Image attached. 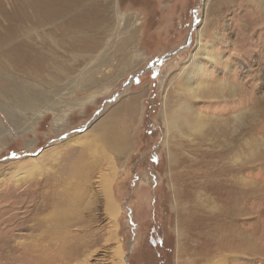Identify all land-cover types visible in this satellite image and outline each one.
<instances>
[{
    "label": "rangeland",
    "instance_id": "obj_1",
    "mask_svg": "<svg viewBox=\"0 0 264 264\" xmlns=\"http://www.w3.org/2000/svg\"><path fill=\"white\" fill-rule=\"evenodd\" d=\"M259 4L264 0H107L105 10L87 14L91 26L76 33V53L57 44L63 69L74 71L61 90H46L45 114L18 100L28 81L35 83L31 78L0 73L7 90L0 92V264H264ZM25 27L39 36L50 28ZM84 33L99 45L79 56ZM201 46L218 63L209 65ZM194 57L207 63L194 81L198 89L221 96L179 92V76ZM230 90L237 94L227 99ZM130 97L137 98L135 117L126 124L125 112L112 111ZM111 114L128 131L121 155L95 136L97 123ZM235 135L234 169L194 153L198 141L206 149ZM80 149L88 161L103 156L105 163L88 178L65 181L69 207L81 213L68 226L74 236L44 237L38 221L60 209L58 181ZM105 177L112 208L104 200ZM184 207L191 217L182 221Z\"/></svg>",
    "mask_w": 264,
    "mask_h": 264
},
{
    "label": "bare ground",
    "instance_id": "obj_2",
    "mask_svg": "<svg viewBox=\"0 0 264 264\" xmlns=\"http://www.w3.org/2000/svg\"><path fill=\"white\" fill-rule=\"evenodd\" d=\"M106 1L107 0H0V73L4 75L10 74L9 76H13V74H21L25 76L23 78H31L35 82L30 83L28 81V85L22 89L24 93L19 95L18 98V100L21 101L20 105H24L33 112L45 114V109L42 110L41 108H43L46 103L44 97L47 93L46 90L52 88L50 92L54 93L61 90L63 86V84H61L62 81L67 78L69 72L74 71L73 69H63L62 56H60L59 52L56 50V48L59 47L57 44L60 45L61 50L66 46L69 50L73 51L76 47L75 36L76 33H78L79 28L86 26L90 28L91 26L89 20H86L88 19L87 14L90 9L95 15H97L101 9H106ZM259 7V9L263 10L264 14V6L259 4ZM27 24L34 26L33 29L36 31H43L47 27L50 28L39 36L32 32L28 27H25ZM94 25H96V23H94ZM84 35L85 36L77 42L78 49L80 50L79 56H87L81 52H93L99 45V42L96 39L91 41L87 33H84ZM73 52L76 53V51ZM200 52L203 54V57L207 60L206 62L209 65L218 63L217 59L209 54L206 47L201 46ZM195 58L197 57H194V59L192 58L188 66L185 67V70L181 73L182 76H179L182 81V85L176 84L179 92L186 95V97L191 96L194 99L201 98L203 100L221 96L220 93L217 94L209 89H198L197 83H194V81H200V76L204 74V66L207 63L205 64L204 61H197ZM6 79H9V77L7 76ZM6 79H4V81ZM90 83L93 82H87L86 85H89ZM226 85L227 84L224 85V88L227 91L231 86L229 84ZM6 91L5 87L2 86L0 88V92ZM232 91L234 93V90H230V92ZM230 92L225 94L226 96L228 95L226 98H235L230 96H235L237 93L230 94ZM237 96L240 98L239 95ZM136 99V97L128 98L122 102L121 105L115 107L112 114L115 115L119 111H123L125 112L123 117L125 118L124 123L128 124L129 121L132 123L135 117ZM112 114L110 117L97 123L95 127V136L102 141L99 146H104L105 149H109L116 152V154L121 155L126 148L127 140L125 138L128 131L123 129L125 128L123 125H120L123 121L118 122L113 118L114 116ZM194 115L195 119L200 118L197 111ZM177 117L179 116L177 115ZM207 119L211 121L222 120V122L229 120L227 117H214ZM216 123H218V121ZM0 128L2 129V127ZM2 131L5 132L6 130L4 129ZM249 131H251V128L248 127L246 132ZM214 139L215 136L212 140ZM210 141L211 139L209 142ZM201 144H203V141L196 142V147L194 149L195 155L224 161L226 168L231 167L234 169L233 164H236L235 161L239 156L237 151V135L229 139L212 141L210 143L211 146L209 145V148L206 149L201 147ZM85 153L86 152L83 149H80L67 168L64 166L65 169H63V173L65 174V178L58 181L59 184H61V189L56 192V202L62 200L60 204L58 203L60 209L54 211L55 214L49 221L41 219V221H38V228H41L40 232L42 236L55 238L57 240H66L69 235L74 236L70 234L68 226H70L76 218L78 220L81 213L78 214V206H75L76 208L73 211L70 209V203L66 199L70 192L64 187L65 181L71 176L73 178L77 176L88 178L93 171L98 166L102 165V163H105L106 160L105 157L102 156L101 159H92L91 161H88L85 158L87 155ZM176 154L178 153L176 152ZM170 160H172V158H170ZM223 168L222 164L218 167V171ZM109 186L108 178L105 177L103 183L104 200L105 203L112 208ZM79 194V192H76L78 197L80 196ZM61 195L63 196L62 198ZM76 195V199L74 200L78 199ZM79 201L76 202L77 205L80 204ZM47 207L48 206L45 205L40 211H44ZM49 207H51V204ZM192 207L197 208L193 205ZM184 210L185 214L183 211L180 212L182 221L191 217L188 208L184 207ZM181 220H178L180 225L182 224ZM48 222L49 224H46ZM187 227L189 228V226ZM180 230H184V226L181 227ZM180 235H182V232Z\"/></svg>",
    "mask_w": 264,
    "mask_h": 264
}]
</instances>
